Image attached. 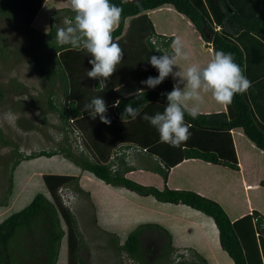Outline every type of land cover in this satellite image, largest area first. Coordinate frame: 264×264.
<instances>
[{
    "label": "trees",
    "instance_id": "16d2710c",
    "mask_svg": "<svg viewBox=\"0 0 264 264\" xmlns=\"http://www.w3.org/2000/svg\"><path fill=\"white\" fill-rule=\"evenodd\" d=\"M42 2L2 0L0 11L12 15L25 32L29 60L39 75L52 85L57 78L61 95L55 100L51 96L52 91H48L46 104L58 113L63 140H66V131H77L85 153L74 154L65 143L60 144L58 150L110 185H120L144 196L151 195L157 201L184 204L209 216L217 230L219 248L232 264H264V214L252 208L230 219L220 203L212 198L188 188H169L165 184L157 188L152 184L139 183L124 175L132 169V163L117 154L113 160L109 159L115 147H137L158 161L153 170L163 180L168 169L185 158H198L237 169V158L228 133L232 127H240L247 138L264 150V0H131L130 3L110 0V3L123 8L119 24L112 33L113 40L123 50V59L106 81V88L100 86L98 79L87 77V71L92 67L88 63L92 59L90 54L56 43L57 29L52 15L49 16L46 31L31 25ZM162 3H170L191 21L209 45L211 54L220 50L232 53L235 62L251 81V87L243 94H235L232 102L224 105V110L201 112L195 120L185 112L186 123L192 125L189 129L191 135L179 147L160 142L157 130L142 118L145 113L154 115L163 112L167 100L161 93L170 92L173 87L170 75L155 88L141 83L149 76L158 75L157 70L147 62L148 58L159 56L164 51L169 55L172 52V35L156 33L145 13V10ZM60 9L66 10L70 18L74 16L71 9L63 7L57 10ZM125 18L128 22L124 28ZM39 49L40 53L37 52ZM136 92L138 99L125 96V93ZM94 97H102L107 103L106 116L110 124L102 123L99 116L91 118L90 112L84 110V105ZM116 100L120 101L119 106L113 107ZM128 103H132L133 107H146L133 119L121 115ZM56 151L39 149L17 157L14 163L21 157L49 156ZM113 161L117 166L111 169ZM41 180L48 196L36 192L26 204L0 219V264H57L63 236L64 264H84L78 254L81 241L76 219L70 208L61 202L58 192L61 185L73 183L76 188V177L63 172H44ZM259 183L264 185V178ZM146 226L159 228L169 240L166 228L157 223L144 222L129 230L116 247L143 264H153L148 263L139 252V236ZM113 239L114 235L111 236L112 242ZM169 246V242L162 245L157 260L165 258L167 264H172ZM188 252H177L180 259L175 262ZM198 257L203 262L202 256ZM189 259L192 260L193 256Z\"/></svg>",
    "mask_w": 264,
    "mask_h": 264
},
{
    "label": "rangeland",
    "instance_id": "374dc122",
    "mask_svg": "<svg viewBox=\"0 0 264 264\" xmlns=\"http://www.w3.org/2000/svg\"><path fill=\"white\" fill-rule=\"evenodd\" d=\"M58 1L49 0L44 7L39 8L36 12V20L31 25L38 30L46 31L50 23L49 16L52 15L54 24H57H55L56 29L60 28L62 25L59 18L52 13H46L47 7ZM168 16H171V20L178 24L180 18L176 14L171 12ZM18 24L12 15H6L5 12L0 11V219L22 207L36 192H42L48 196L41 180L42 173H69L76 177L77 187L75 188L73 183L61 185L64 198L61 196L60 198L61 202L70 208L76 219L81 241L78 254L84 264H143L124 250L117 249L116 246L122 243L128 231L137 224L153 222L161 226L168 225L170 220L166 222L167 214L171 211L176 213V208L172 203L157 201L151 195L145 197L120 185H111V190L105 189V182L102 179L81 168L58 150L59 145L65 143L74 154L85 153L77 131H66V140H63V129L60 127L58 113L46 104L48 91H52L51 96L55 100L60 97L58 80L55 77L56 83L52 85L32 66L28 56V38ZM37 52L40 53L41 50ZM9 111L18 117L15 122L5 117ZM39 149H56L57 151L49 156L21 157L17 163H14L17 157ZM137 155L138 161L146 165L137 166L142 170L133 173V180L141 173L146 177H140L141 179L137 177L140 182L147 179L155 181L153 172H157L153 169L158 161L142 149L138 150ZM131 157L133 158L132 154ZM116 166L114 162L111 169ZM188 210L189 212L181 210V212L178 211L179 214H176L182 218H191L194 214L193 218L198 224L196 216L199 214L198 218H200L199 216L202 215L193 209L188 208ZM171 218L175 217L171 216ZM186 227L189 229V225ZM171 229L175 233L178 228L172 224ZM206 230L207 227L205 229L202 226L200 231L196 225L192 233L187 234L190 235L187 239L196 235L194 252L193 246L187 247L184 243L173 246L174 238L170 236L168 240L159 228L146 226L139 236L140 256H145L148 263L167 264L165 258L157 260V255L162 245L169 242L171 254L174 251H189L180 261L172 262V264H203L198 255L204 256L205 250L202 249L204 246L201 241L203 237L200 235ZM113 235L115 239L112 242ZM64 252L65 238L63 236L60 241L57 264H64ZM220 252L229 258L221 249ZM191 256H193L192 260L189 259Z\"/></svg>",
    "mask_w": 264,
    "mask_h": 264
},
{
    "label": "clouds",
    "instance_id": "9594fccd",
    "mask_svg": "<svg viewBox=\"0 0 264 264\" xmlns=\"http://www.w3.org/2000/svg\"><path fill=\"white\" fill-rule=\"evenodd\" d=\"M130 2L131 0H122V3ZM70 9L74 16L66 18L65 26L57 29L56 43L60 46L69 45L73 49L90 54L92 59L88 63L92 67L87 71V77L98 79L100 86L106 88V81L123 59V50L112 37L119 24L123 8L110 3V0H70ZM170 48L171 55L164 51L159 56L151 55L148 58L147 62L157 70L158 75L149 76L141 83L148 88H155L170 74L180 79L173 84L170 92L161 93L167 100L163 112L154 115L145 113L142 118L157 130L160 142L179 147L187 142L191 135L189 129L192 125L186 123L185 112L195 120L201 113V105L207 94H210L216 103L226 106L232 102L235 94L246 92L251 87V81L235 62L233 54L222 50L213 51L206 65L191 63L183 67L182 71L174 73L173 69L177 67L178 61H188L189 54L184 50L179 37L172 41ZM181 83L184 84L183 88L180 87ZM125 96L139 98L137 92L125 93ZM119 103L120 101L116 100L112 106L118 107ZM143 107L146 105L133 107L132 103H128L121 115L135 119L140 115ZM84 110L90 112L91 118L95 119L99 116L102 123L110 124V119L106 116L108 105L102 97L92 98L90 103L84 105ZM5 117L12 122L18 119L11 111L7 112ZM132 159L131 157V162L125 161L132 163ZM174 252L170 256L172 262H175Z\"/></svg>",
    "mask_w": 264,
    "mask_h": 264
},
{
    "label": "crops",
    "instance_id": "0c3cea01",
    "mask_svg": "<svg viewBox=\"0 0 264 264\" xmlns=\"http://www.w3.org/2000/svg\"><path fill=\"white\" fill-rule=\"evenodd\" d=\"M47 1L49 0H43L39 8L42 6L44 7ZM63 7L70 9V0H59L56 3H52L46 10V13H51V11L56 10L54 15L59 18L62 25L61 27L65 26V19L70 18L66 10H57L58 8ZM171 12L180 18L178 19V24L171 20V16H168ZM145 13L151 20L156 33L172 35L170 45L174 39L179 37L184 45V50L189 54L188 61H178L177 67H174L173 69L174 73L182 71L183 67H186L191 63L206 65L209 62L212 56L209 45L201 38L199 32L191 21L184 14L176 11L170 3H162L154 8L145 10ZM36 17L37 15L35 14L31 23L36 20ZM127 22L128 18H125L124 28L126 27ZM170 76L172 84H175L177 80L180 79L178 76L174 78L172 74H170ZM180 87L183 88L184 84L181 83ZM220 110H224V105L216 103L211 98L210 94L207 95L204 99V103L201 105V112H215ZM228 133L233 142L238 169L210 163L198 158H185L168 169L164 180L161 175L153 172L155 181L147 179L140 182V177H146L145 174L141 173L137 175L139 179L136 177L135 181L142 184H152L157 188H162L165 184L169 188L192 189L204 196L218 201L230 219H234L243 213L250 211L252 208L264 214V185L259 183L260 180L264 178V150L257 147L249 138H247L240 127H232ZM137 153L138 151L133 153V162L131 164L132 169H129L124 173L125 176L132 179L134 172H141L142 170L137 166L139 164H142L143 166L146 165L145 163L138 161L139 156ZM104 188L111 190V185L105 182ZM172 205H174L176 208L175 212L178 214L181 210H183V212H189L188 208L193 209L187 205L179 203H174ZM193 210L202 215L199 216L202 218L201 220L198 218L199 214L196 216L198 224L196 223V219L193 218L194 214H192L191 218H182L172 211L170 214H167L168 217L166 218V222L170 221L168 225H163V227L168 230L171 238H174L172 245L175 246L184 243L187 247L193 246V251L195 252L194 245H196V235H193L194 237L191 239H187V237L190 236L187 234L192 233V229L194 226L196 227V225L200 231L202 226H204L205 229L207 227L206 232L203 231V234H198L203 237L201 241L203 243L202 246L204 247H202V249H204L205 252L204 256L200 254L203 259V264L204 262L206 264H232L231 259L226 258L223 252H220L217 242V230L212 219L196 209ZM171 216L175 218H171ZM210 221H212L213 226ZM172 224L178 228V232H176L177 230L175 233L173 232L171 229ZM187 225H189V229L186 227Z\"/></svg>",
    "mask_w": 264,
    "mask_h": 264
},
{
    "label": "built area",
    "instance_id": "2783aa9c",
    "mask_svg": "<svg viewBox=\"0 0 264 264\" xmlns=\"http://www.w3.org/2000/svg\"><path fill=\"white\" fill-rule=\"evenodd\" d=\"M133 150H138V148L137 147H133V148L132 147H127V148L123 147V148H119V149L116 148L115 152L110 154L109 159L113 160L114 155L117 154V155H123L124 160L131 162V154H132ZM113 165H114V161L110 163V168L113 167ZM58 192H59L60 196L62 198H64V191H63L62 187L58 188ZM182 252L184 253L185 251H182ZM173 258L175 261L180 259V256L178 255V253L176 251L173 253Z\"/></svg>",
    "mask_w": 264,
    "mask_h": 264
}]
</instances>
